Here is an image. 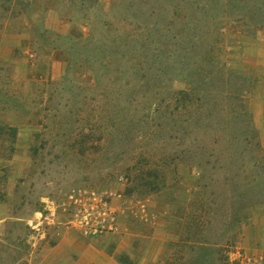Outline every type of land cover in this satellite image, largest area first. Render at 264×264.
Wrapping results in <instances>:
<instances>
[{
  "label": "rangeland",
  "instance_id": "1",
  "mask_svg": "<svg viewBox=\"0 0 264 264\" xmlns=\"http://www.w3.org/2000/svg\"><path fill=\"white\" fill-rule=\"evenodd\" d=\"M0 264H264V0H0Z\"/></svg>",
  "mask_w": 264,
  "mask_h": 264
},
{
  "label": "trees",
  "instance_id": "2",
  "mask_svg": "<svg viewBox=\"0 0 264 264\" xmlns=\"http://www.w3.org/2000/svg\"><path fill=\"white\" fill-rule=\"evenodd\" d=\"M190 249H191V253L193 255V258L195 257L196 252L201 251V250H206V247H208L207 243L202 242V241H198V239L196 241H193V243L190 244Z\"/></svg>",
  "mask_w": 264,
  "mask_h": 264
},
{
  "label": "built area",
  "instance_id": "3",
  "mask_svg": "<svg viewBox=\"0 0 264 264\" xmlns=\"http://www.w3.org/2000/svg\"><path fill=\"white\" fill-rule=\"evenodd\" d=\"M47 211L49 212L48 218L52 219L56 216V212L54 210H52V208L47 209Z\"/></svg>",
  "mask_w": 264,
  "mask_h": 264
}]
</instances>
